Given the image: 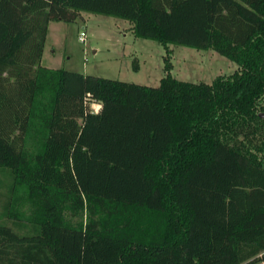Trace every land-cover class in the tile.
<instances>
[{
  "label": "trees",
  "instance_id": "obj_1",
  "mask_svg": "<svg viewBox=\"0 0 264 264\" xmlns=\"http://www.w3.org/2000/svg\"><path fill=\"white\" fill-rule=\"evenodd\" d=\"M79 10L237 67L193 82L165 55L151 86L40 64ZM263 96L264 0H0V264H264Z\"/></svg>",
  "mask_w": 264,
  "mask_h": 264
},
{
  "label": "rangeland",
  "instance_id": "obj_2",
  "mask_svg": "<svg viewBox=\"0 0 264 264\" xmlns=\"http://www.w3.org/2000/svg\"><path fill=\"white\" fill-rule=\"evenodd\" d=\"M81 29L84 41L78 39ZM165 55L171 62L170 74L187 81L209 82L217 74H228L237 67L212 48L163 45L152 38L135 36L124 18L87 10H79L71 21L48 22L40 64L155 86L165 72ZM95 106L94 101L88 102L90 109ZM259 107L264 111V96ZM261 159L264 166V153ZM4 189L1 185L0 190ZM81 217H85L84 212Z\"/></svg>",
  "mask_w": 264,
  "mask_h": 264
},
{
  "label": "built area",
  "instance_id": "obj_3",
  "mask_svg": "<svg viewBox=\"0 0 264 264\" xmlns=\"http://www.w3.org/2000/svg\"><path fill=\"white\" fill-rule=\"evenodd\" d=\"M78 39L80 40V41H84V39H85V32H84V30H79V32H78ZM95 107H94V110H96L97 108H98V106H99V103H97V102H95Z\"/></svg>",
  "mask_w": 264,
  "mask_h": 264
},
{
  "label": "water",
  "instance_id": "obj_4",
  "mask_svg": "<svg viewBox=\"0 0 264 264\" xmlns=\"http://www.w3.org/2000/svg\"><path fill=\"white\" fill-rule=\"evenodd\" d=\"M260 115H264V111L259 112Z\"/></svg>",
  "mask_w": 264,
  "mask_h": 264
},
{
  "label": "crops",
  "instance_id": "obj_5",
  "mask_svg": "<svg viewBox=\"0 0 264 264\" xmlns=\"http://www.w3.org/2000/svg\"><path fill=\"white\" fill-rule=\"evenodd\" d=\"M49 21H50V20H49ZM49 21H48V22H49ZM47 25H48V24H47ZM46 33H47V31H46Z\"/></svg>",
  "mask_w": 264,
  "mask_h": 264
}]
</instances>
